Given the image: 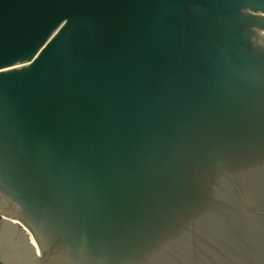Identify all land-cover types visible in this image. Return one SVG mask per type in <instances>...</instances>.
I'll return each instance as SVG.
<instances>
[{
  "label": "water",
  "instance_id": "95a60500",
  "mask_svg": "<svg viewBox=\"0 0 264 264\" xmlns=\"http://www.w3.org/2000/svg\"><path fill=\"white\" fill-rule=\"evenodd\" d=\"M1 264H264V0H0Z\"/></svg>",
  "mask_w": 264,
  "mask_h": 264
},
{
  "label": "rangeland",
  "instance_id": "374dc122",
  "mask_svg": "<svg viewBox=\"0 0 264 264\" xmlns=\"http://www.w3.org/2000/svg\"><path fill=\"white\" fill-rule=\"evenodd\" d=\"M1 264V263H0Z\"/></svg>",
  "mask_w": 264,
  "mask_h": 264
}]
</instances>
